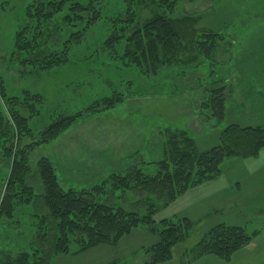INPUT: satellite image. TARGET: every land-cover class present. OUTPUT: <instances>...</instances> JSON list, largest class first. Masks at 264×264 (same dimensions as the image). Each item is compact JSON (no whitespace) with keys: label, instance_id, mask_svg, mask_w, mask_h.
Masks as SVG:
<instances>
[{"label":"rangeland","instance_id":"1","mask_svg":"<svg viewBox=\"0 0 264 264\" xmlns=\"http://www.w3.org/2000/svg\"><path fill=\"white\" fill-rule=\"evenodd\" d=\"M73 1L86 6L90 0ZM30 2L0 0V92L3 93L0 117L12 131L6 99L22 98L24 92L42 97L40 116L29 122L34 135L59 115L82 113V117L50 144L30 152L27 185L35 198L31 204L19 206L11 218L0 215V264H13L10 260L21 252L41 250L37 241L41 230L37 226L45 209L39 198L42 184L36 169L40 159L50 161L64 190H87L132 166L154 175L156 163L166 158V141L171 132L187 131L194 140V147L201 152L217 146L221 132L229 125L241 128L264 125V108L235 100L234 93L233 102H227L224 118L218 124L211 110L201 108L210 95L209 90L219 86V75L231 79L238 72L240 81L249 73L248 67L252 71L264 67V0H178L175 16L201 13L197 29L220 34L225 42L198 67L171 64L151 77L141 75L133 66H123L116 57L122 55L123 42L115 47L116 53L105 44L113 35L114 21L127 16L129 5L123 0H93L101 17L86 29L84 21L61 24V40H67L74 32H83L81 41L70 45L69 62L47 72L33 71L20 62L22 56L14 51V36L24 23L25 9ZM154 8L148 1L146 5L134 6L136 23L150 18ZM241 24L245 25L242 29L248 30L244 35L239 33L244 44H227L241 31ZM229 82L230 88L237 92ZM251 85L241 87L239 95L254 87L255 82ZM114 93L121 95L122 103L100 113L87 111L97 101ZM18 109L27 115L20 107ZM6 138L2 137L0 142ZM31 141L24 138L20 147ZM261 151L257 160H224L221 168L226 170L228 180L235 176L229 171L235 164L263 165L264 148ZM2 152L0 145V203L9 173L8 160ZM252 185L248 184L240 192L233 189L234 207H224L221 212L215 210L210 197H205L208 193L204 186L188 189L164 208L158 203L153 217L156 227L164 219L185 217L193 223L188 238L173 247L171 259L161 264H264V187L260 191ZM256 192H260V196L253 197ZM141 198L135 192L122 194L118 190L105 203L143 216L145 207L136 204ZM221 222L241 226L248 235L259 234L228 262L213 256L193 259L189 251L207 230ZM156 242L157 237L148 229L137 228L121 238L115 247L102 245L77 256H57L50 264H147L150 255L146 250ZM74 248L70 246L71 251ZM42 250L47 251V245Z\"/></svg>","mask_w":264,"mask_h":264},{"label":"trees","instance_id":"2","mask_svg":"<svg viewBox=\"0 0 264 264\" xmlns=\"http://www.w3.org/2000/svg\"><path fill=\"white\" fill-rule=\"evenodd\" d=\"M123 1L129 5L125 13L127 16L124 20L117 18L114 21L113 35L105 44L116 53L115 47L123 42L122 55L116 57L123 62V66H133L141 75L151 77L171 64L198 67L225 42L220 34L197 29L201 13L175 16L178 0ZM147 1L155 8L150 18L138 24L133 8L146 5ZM88 11L90 14L86 13ZM100 17L101 12L96 9L93 0L86 6L73 0H31L25 9L24 23L15 33L14 51L22 56L20 62L33 71L47 72L60 68L69 62L70 45L80 42L83 37V32L77 31L67 40H61V24L73 25L84 21L87 22L83 27L86 29ZM128 29L131 31L127 32ZM227 87L211 88L210 95L201 106L212 111L216 124L224 118L229 95ZM0 95L2 97L3 93L0 92ZM6 101L12 131L0 117V139L7 137L0 145L9 166L0 215L11 218L19 206L29 205L35 198L32 188L27 185L30 152L50 144L74 126L81 120L82 113L59 115L43 131L34 135L29 122L40 116L42 97L24 92L22 98H8ZM122 101L121 95L114 93L97 101L87 111L100 113ZM18 107L27 115L21 114ZM24 138L32 141L20 147ZM166 144V158L156 163L154 175L132 166L87 190H64L50 161L40 159L36 169L42 184L39 198L45 209L37 226L41 230L37 237L41 250L21 252L10 263L50 264L57 256H77L102 245L115 247L121 238L137 228H146L157 237V242L146 250L150 255L147 264L169 261L173 247L188 238L193 223L185 217L164 219L156 227L153 217L158 203L164 208L188 189L218 178L221 164L226 159L256 158L264 148V125L242 128L229 125L221 132L217 146L201 152L196 150L194 140L185 130L171 132ZM118 190L122 194L132 191L142 197L136 204L143 205L146 213L140 216L106 204L107 198ZM258 234L248 235L242 227L219 223L205 232L189 254L193 255V259L213 256L228 262ZM46 245L47 251L42 250ZM72 245L75 246L73 251L70 250Z\"/></svg>","mask_w":264,"mask_h":264},{"label":"crops","instance_id":"3","mask_svg":"<svg viewBox=\"0 0 264 264\" xmlns=\"http://www.w3.org/2000/svg\"><path fill=\"white\" fill-rule=\"evenodd\" d=\"M243 8V5H242ZM245 28V25L241 24V31L235 34L234 37H231L230 40L232 44H244L243 36L247 29ZM252 57V56H251ZM249 68V67H248ZM246 69L247 73L241 80L239 81L238 72L234 73V78L226 79L225 77L219 75L218 76V87L223 86H229L228 88V99L227 102H233L234 97H232L233 93L235 94V100H241L242 102L248 104L249 102H252L257 108L261 109L264 108V67H256V69ZM245 71V70H244ZM243 72V71H242ZM241 76V72H240ZM254 77L256 79H254ZM220 81V82H219ZM232 82L233 87H235L238 91L233 90V88H230V82ZM254 87H250L249 91H243L242 94L239 95V92L241 91L240 88H248L249 85L254 84ZM261 83V84H260ZM260 84V85H259ZM252 86V85H251ZM250 94V95H249ZM227 102L225 104V107L227 105ZM241 104V103H240ZM242 105V104H241ZM264 152V151H263ZM262 151L259 153V155L256 158H253L257 160L259 156H261ZM246 160V159H245ZM223 163V162H222ZM222 165V164H221ZM230 172L235 173V176L232 177L230 180H228L223 168H221V175L212 180L208 181L199 187L204 186L205 191H207V195L205 197H210L213 201H208L207 203H213V205L216 207L215 210L218 212L223 211L222 208L232 206L234 207V203L231 200L232 195L234 194V190H237L238 192L242 191L244 188L248 187V184H253L251 187L254 189L260 191L264 187V164H235L231 167ZM262 187V188H260ZM257 195L260 196V192H256L253 197ZM232 201V202H231ZM242 202V201H241ZM227 226H236L234 224H227L225 222H221ZM241 227V226H236ZM243 228V227H242Z\"/></svg>","mask_w":264,"mask_h":264}]
</instances>
